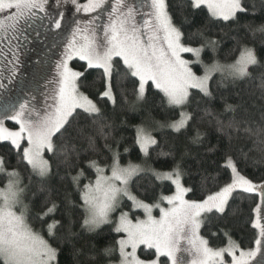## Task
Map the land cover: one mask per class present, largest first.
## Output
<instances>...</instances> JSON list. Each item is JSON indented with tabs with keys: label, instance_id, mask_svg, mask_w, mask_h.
<instances>
[{
	"label": "snow or ice",
	"instance_id": "1",
	"mask_svg": "<svg viewBox=\"0 0 264 264\" xmlns=\"http://www.w3.org/2000/svg\"><path fill=\"white\" fill-rule=\"evenodd\" d=\"M47 3L0 0V78L9 84L16 77L25 33L37 13L46 12ZM71 4L88 18L77 19L71 28L48 82L51 87L45 94L43 110L25 101L18 110L7 105L0 117V143L10 145L9 155L15 150L18 164L30 169L25 184L19 168L9 169L4 156H0V176L7 178L0 187V264H59L63 251L59 245L68 248L72 264H164L161 257H166L168 264H252L264 249V182L244 175L229 155L223 165L231 173L229 179L202 199H186L196 191L183 183L193 167H185L186 158L200 163L191 151L186 150L178 160L171 152H158V159L173 157L168 170L154 167L149 160L151 150L158 146L152 131L167 128L176 134L187 132L197 119L195 112L185 110L192 90L203 98H212L211 81L217 74L219 86H226L252 78L253 70H260L258 87L264 91V63L255 47L240 44L235 61L221 63L215 53L222 41L213 38L207 26L187 34L183 30V24L192 23L189 17L194 18L196 10L206 8L213 20L230 25L239 23L240 14H255V4L251 9L244 0H178L175 6L171 0H71ZM176 11L184 17L182 25L175 23ZM59 15L64 18V13ZM45 19L56 29L61 28V20L50 15ZM248 31L255 39L257 32L264 34V25L255 29L249 26ZM260 43L264 47V39ZM206 50L213 53L208 63L202 58ZM74 59L83 61L86 67L78 70L70 66ZM195 65L200 66L202 75L194 70ZM89 70H102L98 95L113 108L122 99L129 112L142 111L148 102L146 85L151 82L162 94V103L180 109L177 119L163 123L153 120L152 130L143 122L133 126L140 162H123L131 149L125 146L121 153L114 122L99 101L82 91L91 86ZM123 81L132 83L131 93L122 86ZM0 89L7 86L0 83ZM239 111L240 106L225 102L220 112L205 109L199 119H207L229 145L251 141L249 151L264 156V119L254 125L238 116ZM6 120L18 128L5 126ZM189 143H204L199 127L192 128ZM217 147L211 145L208 151ZM46 153L49 158H45ZM52 158L57 160V169L63 166L67 170L79 202L68 193L58 200L59 193L47 184ZM89 173H94V179ZM33 177L38 178L35 187ZM210 179L217 182L216 177L202 176L201 186ZM166 185L174 189H170V195L156 193ZM141 187L143 195L139 194ZM241 193L259 197L252 223L258 230L255 246L245 248L228 231L224 232L223 246H210V240L201 235L202 226L211 219L209 214L217 219H224L229 212L236 214L238 209L232 208V201ZM155 209H159L158 218L153 215ZM32 220L40 224V230L33 227ZM106 226L115 235L105 234ZM101 237L103 245L98 243ZM257 264H264V256Z\"/></svg>",
	"mask_w": 264,
	"mask_h": 264
},
{
	"label": "trees",
	"instance_id": "2",
	"mask_svg": "<svg viewBox=\"0 0 264 264\" xmlns=\"http://www.w3.org/2000/svg\"><path fill=\"white\" fill-rule=\"evenodd\" d=\"M171 2L175 6L178 0H171ZM262 3H264V0H244L245 6L249 9L255 4L256 11L255 14L251 11L247 14H240V21L238 24L228 25L223 21H215L208 15L206 8L196 10L197 14L194 18L189 17V19L192 20L191 24H183L184 17L180 15L178 11L174 12V19L177 25L183 24V30L186 34L195 32L197 28L207 26L213 38L221 39L222 42L218 51L215 53V58L221 63L234 62L239 56L240 44H247L249 47H255L258 57L261 62L264 63V47H261L260 43L261 40L264 39V34L257 32L255 39H253L251 32L248 31L249 26L255 29L264 25V8L261 7ZM187 11L190 12L191 9ZM212 57L213 53L209 50H206L205 53L202 54V58L206 63L210 62ZM30 61L33 64L34 60H32V58ZM82 65H84V62L78 59H74L70 63V66L78 70H83L81 68ZM84 66L86 67V65ZM194 70L198 73L202 71L199 65H195ZM101 71L102 70H89L91 74L88 76V83L91 86L82 89V91H85L94 101H99L100 107L104 110L106 116L114 122L116 127V139L121 140V153H123L125 146L131 149L130 152L124 156L123 162L127 163L129 160L140 162L142 157L133 143L135 136L133 126L144 122L146 119L150 121H160L162 123L166 122L168 119H177L179 118L180 109H170L162 103V94L151 85V82L146 86L148 102L142 111L136 113L129 112L123 104L122 99H120L115 108H113L111 103L100 100L98 95L101 88ZM259 74L260 70H253L252 78L239 80L234 83L228 82L226 86H219L220 76L217 74L211 81L212 98H203L196 90H192L193 96L191 97V102L185 109L195 112L197 114V119L187 132L176 134L167 128L154 131L153 136L158 140V146L151 150V159L149 160V163L154 167L161 170H168L173 163V157H169L166 160L157 158V153L161 150L173 153L176 160L180 159L181 155L186 150H190L192 156L200 161L197 165L196 161L186 158L185 167L187 168L189 165H193V167L189 174L185 175L183 183L185 186L194 187L196 189L195 193H189L187 198L202 199L209 191H215L229 179L231 173L223 167L225 158L229 155L234 158L238 168L244 175L255 182L264 181V156H261L258 152L249 151V149L252 148L251 141H233L232 144L229 145L226 140L221 139L215 128L209 125L207 119L203 122L199 119L200 116H203L205 109L220 112L224 103L227 102L240 106L238 116L249 119L254 125L261 122L262 119H264V91L258 87ZM122 86L131 93L132 83L130 81H123ZM119 93L120 89L118 88V96ZM195 127H199L200 131L204 134V143L200 146H194L189 143L192 128ZM211 145H218L217 150L209 152L208 147ZM9 147L10 145L6 142L0 143V156H4L9 169L14 167L19 168L24 183L27 184L30 169H28L26 165L18 164L15 150L9 155ZM45 158H49V154L46 153ZM100 159L103 161V155ZM52 165V175L47 179V184L53 192L59 193L58 200H62L64 195L68 193L73 196L76 202H79V195L71 185L67 170L63 166L57 169V160L55 158H52ZM197 170L200 172L199 175L197 174ZM88 175L89 178L94 179V173H89ZM202 176H208L210 178L216 177L217 182L214 183L210 179L205 186H201ZM36 179L38 178L33 177V187L36 186ZM6 180V177L0 176V186H3ZM83 182L86 183L87 180ZM143 184L144 182L142 181L141 185L143 186ZM170 189L174 190L171 185H166L162 188H157L156 193L159 194L163 191L165 195H168L171 193ZM139 194H144L142 187L139 189ZM29 199H31L30 196ZM257 201L258 197L254 195L243 193L237 195L236 199L232 201V208L238 209V212L236 214L229 212L224 219H217L215 215L209 214L211 219L202 226L201 235L210 240V246L217 247L223 246L226 242L224 232L228 231L231 233L232 238L238 242H242L245 248H252L257 236V230L252 228L255 215L254 209L256 208ZM76 211L78 212L79 209ZM31 223L34 228L40 230L39 223L34 220H32ZM103 231L109 236L115 235L114 233H109L107 226ZM213 233H216V235H213ZM43 235L48 239L46 231ZM50 242L53 243V246H58L57 242L51 240ZM104 242L103 237L99 238V244L103 245ZM59 246L63 248L59 256V264H72V258L68 248L63 245ZM161 261L167 264V258L162 257Z\"/></svg>",
	"mask_w": 264,
	"mask_h": 264
},
{
	"label": "rangeland",
	"instance_id": "3",
	"mask_svg": "<svg viewBox=\"0 0 264 264\" xmlns=\"http://www.w3.org/2000/svg\"><path fill=\"white\" fill-rule=\"evenodd\" d=\"M78 2L85 3L86 0H78ZM128 2L132 3V0H128ZM61 12L64 13L63 19H61L59 15ZM49 15L51 19L61 20L60 29H56L54 24L49 22V19H45V17H49ZM87 18L88 17L83 13H77L75 11V7L71 4V0H48L46 12L37 13V19L32 22V27L28 28L25 33L27 39L23 41L19 49V62L14 82L9 84L7 79L0 78V83L7 86L6 90L0 89V117L4 116L5 107L7 105L11 104L18 110L19 104L25 101H27L30 106H35L41 111L43 110L45 94L51 87L48 82L55 73V63L60 59L61 53L64 51L63 46L67 42V37L71 32V28L75 26V21L77 19ZM31 58L34 60L33 64L30 61ZM185 58L191 59L189 54H185ZM0 67H2V65H0ZM197 74L202 75L203 72H197ZM143 123H145L150 130L155 127L149 119H146ZM5 126L12 130L18 128V126L14 125L10 120L5 121ZM156 130L157 129L153 130L152 134ZM185 198L189 199L187 196ZM257 203H259V197ZM164 206L166 207L167 205ZM140 215L142 218L143 214L140 213ZM153 215L158 218L159 209H155ZM255 219L256 213L254 215V220ZM180 255H182L184 259H188L186 254L181 253ZM261 256H264V249H262L261 254L257 256L252 264H257Z\"/></svg>",
	"mask_w": 264,
	"mask_h": 264
}]
</instances>
